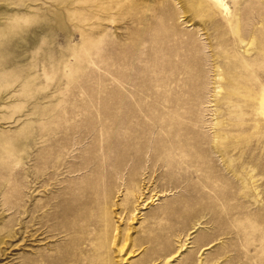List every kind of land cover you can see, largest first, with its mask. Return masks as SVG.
<instances>
[{
  "label": "rangeland",
  "instance_id": "374dc122",
  "mask_svg": "<svg viewBox=\"0 0 264 264\" xmlns=\"http://www.w3.org/2000/svg\"><path fill=\"white\" fill-rule=\"evenodd\" d=\"M223 2L0 0V264H264V0Z\"/></svg>",
  "mask_w": 264,
  "mask_h": 264
},
{
  "label": "bare ground",
  "instance_id": "6f19581e",
  "mask_svg": "<svg viewBox=\"0 0 264 264\" xmlns=\"http://www.w3.org/2000/svg\"><path fill=\"white\" fill-rule=\"evenodd\" d=\"M216 3H218L220 5V7H222L226 12H228L229 8L225 5V3L223 2V0H214ZM241 25V24H240ZM241 31V30H239ZM196 95V94H195ZM263 106H264V100H263ZM264 108V107H263ZM264 110V109H263ZM121 112V111H120ZM123 112V111H122ZM131 115V114H130ZM134 115V114H133ZM153 136V135H152ZM152 144V143H150ZM151 150V149H150ZM37 190V189H36ZM27 193V192H26ZM224 196V195H223ZM28 198V197H27ZM72 202L70 204V209L68 211H62V214H65V215H70L73 219V223L71 224L72 225V230L74 232H79L81 230V226L79 222H85L86 223V195L83 196V198H80V197H72ZM81 207V208H80ZM58 212V211H57ZM56 214H59L61 213V211H59L60 213H57ZM58 216V215H56ZM63 216V215H62ZM69 217V216H68ZM63 218V217H62ZM67 218V217H66ZM252 218H257V217H254L252 216ZM51 219V218H50ZM64 219V218H63ZM71 219V218H70ZM40 220V219H39ZM68 222V221H66ZM40 224V223H39ZM78 225L81 227L78 228ZM85 229V228H84ZM83 229V230H84ZM79 240L77 239V236L72 239V243L73 245H77V242ZM76 247V246H75ZM183 247V246H182ZM181 247V248H182ZM73 249V247H72ZM71 249V250H72ZM129 253V252H128ZM69 254V253H68ZM76 254V253H75ZM175 255V254H174ZM173 255V256H174ZM71 256V255H70ZM63 257V256H62ZM69 259V258H68ZM202 262V261H201ZM203 263V262H202Z\"/></svg>",
  "mask_w": 264,
  "mask_h": 264
}]
</instances>
